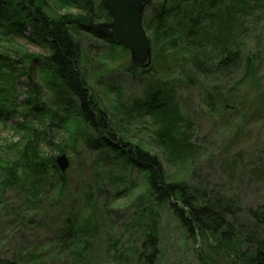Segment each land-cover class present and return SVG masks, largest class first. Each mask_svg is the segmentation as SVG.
<instances>
[{
	"label": "trees",
	"instance_id": "1",
	"mask_svg": "<svg viewBox=\"0 0 264 264\" xmlns=\"http://www.w3.org/2000/svg\"><path fill=\"white\" fill-rule=\"evenodd\" d=\"M155 1L145 8L143 27L148 33L152 64L143 71L131 65L126 58L128 52L113 40L87 28L89 20L111 22L102 0H0V43L26 38L48 52L46 56L28 54L18 46L11 52L17 56L14 59L0 46V120L9 118L17 109L12 84L15 73L29 79L33 65L38 63L41 81L53 102L52 108L44 107V113H37L35 118L39 121L41 117V122L47 118L53 121L58 109L63 114L60 127L68 140L72 143L80 140L95 153L90 187L99 188L104 178L126 186L122 192V209L133 216V226L138 227L135 231L139 233L138 247L133 251L135 264H156L158 223L163 209L194 245L197 240L208 245L210 257H204L202 264H264V215L260 220L257 217L264 206L256 210L243 208L237 196L209 188L203 179L196 180L193 164L196 147L188 136L190 122L182 113L171 81L152 80L151 76L152 82L145 86L142 98L130 105L116 95L115 103L122 110V118L109 116L83 69L84 57L78 42V38L90 35L107 43V56L126 58L125 69L133 77L149 74L153 68L168 74L175 65L179 75L188 73L189 83L193 76L212 77L215 81L206 86L203 95L210 111L217 108L241 113L248 94L238 102L240 88L245 92L252 89L250 105L257 112L264 105V77L258 76V72L264 73V63L258 58L264 54V44L258 42L253 48L242 49L239 39L244 18L254 10L264 16V0H161L158 4ZM72 8L79 12L72 14ZM27 30L29 34L25 37ZM239 72L240 78L235 81ZM226 79H231L225 82L231 83L228 88L224 86ZM29 94L33 96L26 103L32 104V108L26 107L30 115L35 111L37 94L33 88H29ZM125 116L134 121L144 116L149 118L150 144L128 139L121 125L129 121ZM243 117L246 124L251 115ZM20 129L25 133L22 137L25 144L16 149L14 161L0 163V176H3L0 195L8 189L20 190L22 197L16 211L19 219L25 213H29V221H35L36 217L39 222L48 216L53 218L48 220L46 229L48 249L38 250L33 245L0 264H45L56 256L68 257L69 264H90L89 244L108 216L106 203L98 206L93 195L86 193L87 205L98 208L99 214L92 216L78 211L77 205L64 213L50 215L52 206L59 203L65 192L67 176L57 168L55 157L39 150L34 139L41 135L44 141L43 133H37L29 122L15 128ZM47 145L64 154L65 145ZM255 151L257 157L246 154L236 157L243 168L250 169L249 179L264 187V139ZM48 194L52 200H48ZM116 254L118 251L114 257Z\"/></svg>",
	"mask_w": 264,
	"mask_h": 264
},
{
	"label": "rangeland",
	"instance_id": "2",
	"mask_svg": "<svg viewBox=\"0 0 264 264\" xmlns=\"http://www.w3.org/2000/svg\"><path fill=\"white\" fill-rule=\"evenodd\" d=\"M160 1L156 0L155 2L158 4ZM70 12L75 15L79 11L72 8ZM252 12L250 16L244 18L242 27L240 26L243 28V34L239 39L242 49L253 48L258 42L264 44V16L255 10ZM145 15L146 11L142 22ZM28 34L29 30L25 33V37ZM146 34L148 35V33ZM12 42H1L0 46L10 53L21 46L28 54L41 56L48 54L39 44L29 42L26 38H15ZM78 42L80 53L84 57L82 65L85 67L83 69L94 93L98 96L99 103L109 116L119 120L122 118V110L117 109L115 103L116 95L122 96L124 103L130 105L133 101L142 98L145 86L152 82L151 76H153L152 80L157 78L170 80L182 113L190 122L188 136L196 147V157L193 163L196 180L203 179L209 188L228 192V196H237L243 208L256 210L264 206L263 184L251 180L253 178L249 179L247 173L250 169L243 168L240 159L236 157L238 154L257 157L258 153L257 151L254 153V149L264 139V105L259 106L257 112L252 108L250 105L254 96L252 89L251 93L240 88L238 102H242V96L248 94L247 100H243V107L240 108L242 114L225 112L217 108L210 111L203 101V95L206 86L208 87L215 81L212 77L200 79L193 76L191 77L192 82L189 83L187 81L188 73L179 75V70L175 69L176 65L170 67L168 74L153 68L149 74L133 77L124 66L125 59H129V53L126 54V58L122 59L107 56V43L94 39L90 35L78 38ZM103 53L106 55L102 58ZM11 56L17 59V56L12 53ZM258 58L260 63H264V54L259 55ZM37 64L33 65V72L29 79L19 76L17 73L14 75L15 80L12 84L17 109L9 118L0 120V163L14 161L17 155L16 149L25 144V141H22L25 133L21 129V131L15 130L17 125L22 123L29 122L37 133H43L44 141L41 139V135L34 140L39 150L47 156L56 158L61 155L52 145H47L48 143L57 146L65 145L66 148L63 147L64 156L69 164L65 173L67 176L66 188L63 196L58 200L59 203L52 206L50 215L53 212L64 213L70 206L77 205L78 211L87 212L92 216L99 214L98 208L87 205L86 193H91L96 204L99 203L98 206H102V202L106 203L108 216L95 239L89 244L90 250L87 255L90 258L89 263L135 264L136 254L133 251L137 250L139 233L135 231V228L138 227L133 226V216L122 209V192L126 186L116 180L104 178L99 188L90 187L92 161L95 153L80 140L74 143L68 140L67 133L60 127L63 114L58 112V109L57 114L53 115V121L47 118L41 122V117L39 121L36 120V114L44 113V107L52 108L53 102L50 92L41 81ZM262 66L264 67V65ZM178 67L180 65H177ZM262 74L264 77V73L258 72V76ZM239 75L240 72L236 78H232L238 81ZM231 79L224 81L226 88L231 86V83L226 85L225 82H230ZM186 81L188 85H186ZM29 88H33L37 94L35 111L30 115L26 110V107L32 108V104L26 105L30 98L33 99V96L29 94ZM246 115H251V118L245 124L243 116ZM125 119L129 121L121 122V125H123L124 133L128 139L131 142L150 144L149 130L152 126L149 118L144 116L142 119L134 121L125 116ZM151 148L156 152L153 146ZM242 162L244 165V158ZM2 181L3 176H0V183ZM21 197L20 190L15 189L5 190L3 195H0V261L12 260L16 258L19 251H28L33 245L38 246V250L48 249L45 237L49 230L46 229L48 220H52L53 216H48L41 222L38 217L35 221H29L27 219L29 213H25L24 218H17V205H19ZM51 197L50 194L47 195L48 200ZM158 224L159 246L156 264H202L204 257H210L208 245L200 240H197L194 245L167 210H161ZM52 225L50 223V230ZM115 251H118V254L114 257ZM58 261L63 264L70 262L68 257L59 256L58 258L56 256L47 260L45 264H58Z\"/></svg>",
	"mask_w": 264,
	"mask_h": 264
},
{
	"label": "water",
	"instance_id": "3",
	"mask_svg": "<svg viewBox=\"0 0 264 264\" xmlns=\"http://www.w3.org/2000/svg\"><path fill=\"white\" fill-rule=\"evenodd\" d=\"M153 1L155 0H102L111 16V22L92 23L89 20L87 28L127 50L131 65L146 71L152 64V52L142 18L145 8ZM55 164L62 173L69 167L64 154L56 157ZM262 215L264 210L258 214L259 220Z\"/></svg>",
	"mask_w": 264,
	"mask_h": 264
},
{
	"label": "bare ground",
	"instance_id": "4",
	"mask_svg": "<svg viewBox=\"0 0 264 264\" xmlns=\"http://www.w3.org/2000/svg\"><path fill=\"white\" fill-rule=\"evenodd\" d=\"M69 168V167H68ZM62 173V172H61ZM64 173H66V172H63L62 174H64Z\"/></svg>",
	"mask_w": 264,
	"mask_h": 264
}]
</instances>
